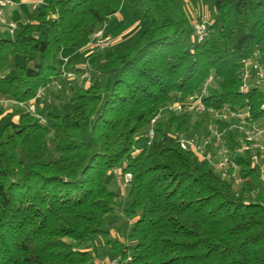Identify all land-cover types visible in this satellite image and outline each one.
Here are the masks:
<instances>
[{
  "label": "trees",
  "instance_id": "obj_1",
  "mask_svg": "<svg viewBox=\"0 0 264 264\" xmlns=\"http://www.w3.org/2000/svg\"><path fill=\"white\" fill-rule=\"evenodd\" d=\"M30 1L28 22L0 37V101L28 104L57 81L70 102L46 113L50 124L25 109L0 117V264H91L87 248L102 240L120 264H264V172L240 161L235 185L182 149L168 129H187V113L164 112L140 144L153 115L209 75L208 105L237 99L240 60L264 49V0ZM186 2L206 6L202 40ZM122 3L137 32L95 59V83L67 92L79 77H63L61 55L85 46ZM116 168L130 175L126 244L103 228L120 197L109 183L123 184Z\"/></svg>",
  "mask_w": 264,
  "mask_h": 264
},
{
  "label": "built area",
  "instance_id": "obj_2",
  "mask_svg": "<svg viewBox=\"0 0 264 264\" xmlns=\"http://www.w3.org/2000/svg\"><path fill=\"white\" fill-rule=\"evenodd\" d=\"M10 0H0V9L8 4ZM1 14V13H0ZM5 23L4 19H1ZM210 21L205 12L197 14L192 23V31L198 40L207 36ZM10 34H14L18 28L17 23H5ZM112 45V39L105 33L104 27L97 29L89 38L85 48L90 51H104ZM64 58L63 65H66ZM239 83L237 86V99L221 105H208L205 97L208 88L214 81L209 75L202 87L196 93L172 101L165 107L159 109L150 119L146 136L152 139L154 126L161 119L164 112L190 114L192 122L187 129L174 134L180 147L195 153L199 158L207 161L223 177L230 179L235 185L241 183L238 174L240 161H247L250 168H258L264 172V49H255L251 55L240 60ZM64 77L72 80L78 75L76 71L67 70ZM88 72L83 70L81 79H88ZM61 88V84L52 81L45 87L39 88L25 109L35 115L36 101L40 99L50 86ZM252 97H257L254 103ZM36 116V115H35ZM39 118V116H36ZM41 122H44L40 118ZM193 127V128H192ZM191 128V132L188 131ZM113 173L124 182L129 181L130 175L121 176L119 169ZM130 257H127L129 260ZM119 255L100 264H120Z\"/></svg>",
  "mask_w": 264,
  "mask_h": 264
},
{
  "label": "rangeland",
  "instance_id": "obj_3",
  "mask_svg": "<svg viewBox=\"0 0 264 264\" xmlns=\"http://www.w3.org/2000/svg\"><path fill=\"white\" fill-rule=\"evenodd\" d=\"M23 5H25V4H22V2L21 3H11V4H8L5 7L1 8L0 9V13H1L0 17H1V19H4L5 23L14 22V23H17V26L22 25L24 22L22 23V21H18L19 18H21V16H25L26 19H23V20H28L30 12L32 11L30 5H25V6H23ZM204 8H206V6L203 5V4L202 5H199V4L195 5V4H192L190 2H186V10L188 11V13L190 14V16L193 19L197 16L198 12L200 10L204 9ZM118 12H120L121 16H123V15L128 16V8H127L126 3H122V5L120 7V10ZM5 23H2L0 21V31H4L3 34H0V37H7V38L13 37V35L10 34L7 31ZM43 27H44L43 25H40L39 29H38V32ZM37 35H39V34H37ZM119 45H121V44H119ZM116 46H118V45H116ZM109 48L105 49L104 51H99V52L107 53ZM93 54H97L95 56L101 57V56H99L98 52H95ZM64 58L68 59V57H65V55L62 54L61 57H60L61 62H58V66L62 67L63 72L65 73V72H67L66 69L71 70L72 68H67L69 65H63V63L65 62ZM19 59H20L19 56H14L12 58L11 62H10L11 66H13V64L16 61H18ZM84 64L86 65V68H87L86 70H87V72L89 74L88 79H90V81H91V79H92V75H91L92 69L89 66L90 64L87 63V62H85ZM9 72L11 73V72H13V70H11ZM79 76L80 75H78L77 77H79ZM83 80H85V79H81L79 77L75 81H78V84H82ZM105 83H107V79H106ZM63 86H65V85L61 84V88H63ZM66 87L68 88V85H66ZM59 90L60 89H57L55 86L51 85L48 88V90L44 93V95L40 99H38L36 101V103H35L36 104L35 105L36 106L35 115L39 116L43 121L45 120L47 124H50V120H48V118L45 117V115H46V113L48 111L60 112L61 113V112L64 111L63 108L70 102V99L67 100L65 97L61 98L60 97L61 95L56 93ZM174 96H175V98L172 101H176L177 100L176 99L177 95H174ZM13 102L17 103L15 101H13ZM18 104L24 105V107L27 105V104H22V103H18ZM37 105L39 106V112H40L39 114L37 112ZM164 114H166V112ZM168 131L170 133H172V134L176 133V131L174 129H168ZM146 133H147V131H146ZM146 133L143 136V139L141 140L140 144H144L146 142V140H147ZM257 172L260 174V177L262 178V173L260 172V170H258ZM129 180H130V178H129ZM127 182L123 181L122 185L115 184L112 181H110V183H109L110 188H112L117 193H119L120 197L117 198V200H116V202H115V204L113 206V210L110 213H107L104 216V218H103V228L105 230H107V234H106L107 235V239H112V237H113L112 232H114V234L117 235V237L120 240H127V239H124V238H126V236L129 234V232L131 230V225H132L131 218H126L123 215V213H122V207H123V204L125 202V195H126V192H127Z\"/></svg>",
  "mask_w": 264,
  "mask_h": 264
},
{
  "label": "crops",
  "instance_id": "obj_4",
  "mask_svg": "<svg viewBox=\"0 0 264 264\" xmlns=\"http://www.w3.org/2000/svg\"><path fill=\"white\" fill-rule=\"evenodd\" d=\"M22 4L25 5H30L31 9L34 8V6L37 4V2L30 1V0H25L22 2ZM23 5V6H25ZM120 10V9H119ZM55 16H50L49 19L54 18ZM26 19L25 16H21L18 21H22V23L28 22V20H23ZM105 29V33L109 35L112 39V45L108 49L107 53H99V56L97 57L93 54L96 51H90L85 48V46L76 48V47H71L68 48L67 50L64 51L63 55L65 57H68L70 64L67 68H73L77 67L79 69H87L86 65L84 64L85 62L89 63L90 68L92 69L91 75L92 79L88 81L83 80L82 84H78V81H73V83L68 84L67 92H69L71 89L78 88L80 86H88L89 84L95 83L99 79V73L95 70V59L102 61L106 55L116 46L119 44L124 43L125 40H127L129 37H131L133 34H135L139 28V25L133 20L131 17L129 11H128V16H121L120 12H117L113 14L112 16L109 17L108 21L105 23L103 26ZM4 31H0V34H3ZM102 55H101V54ZM94 61V62H93ZM10 70H7L9 72ZM0 107L2 108V113L0 114L1 116H4L6 114H13L17 115L20 111L25 109L24 105H20L18 103H14L11 100H2L0 101ZM15 117V116H14ZM193 128V127H192ZM191 132L190 130H188ZM124 191V190H123ZM113 237L112 238H117V235L112 232ZM125 244L127 243L126 240H122ZM101 243L92 245L88 247L87 249L91 252L92 254V261L91 264H100L102 262H105L111 258H113V252L110 250L109 246L105 244V241L102 240L100 241Z\"/></svg>",
  "mask_w": 264,
  "mask_h": 264
}]
</instances>
